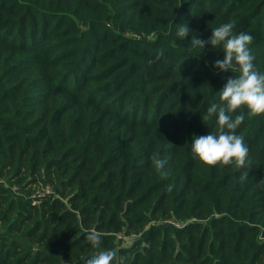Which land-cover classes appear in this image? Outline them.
<instances>
[{
	"label": "trees",
	"instance_id": "1",
	"mask_svg": "<svg viewBox=\"0 0 264 264\" xmlns=\"http://www.w3.org/2000/svg\"><path fill=\"white\" fill-rule=\"evenodd\" d=\"M229 22L264 74V0H0V264H264V114H232L248 176L191 151L239 73L189 42Z\"/></svg>",
	"mask_w": 264,
	"mask_h": 264
},
{
	"label": "clouds",
	"instance_id": "2",
	"mask_svg": "<svg viewBox=\"0 0 264 264\" xmlns=\"http://www.w3.org/2000/svg\"><path fill=\"white\" fill-rule=\"evenodd\" d=\"M234 27V23H225L212 30L209 40L203 41L193 35L189 42L193 47L201 50L205 45H210L213 49L222 47L223 59L215 61L214 69L219 72L239 73L237 77L231 76L219 92L221 102L213 103L207 109L209 116L213 114L217 116L218 133L194 137L191 151L193 156L205 166L214 168L217 165L224 167L234 164L237 169L244 170V175L248 176L249 149L243 137L236 134L245 117L243 114H237L233 118L232 114L242 108H246L248 115L252 117L264 114V74L255 69V57L249 48L253 37L244 31L234 34ZM177 29V36L181 41L191 31L186 22L177 26ZM152 161L155 169L164 175L162 170L166 161L157 155H153ZM260 183H264V180ZM86 239L92 247L100 248L99 232L90 231ZM115 257V251L101 250L98 254L84 259L83 264H112ZM120 264H123V260Z\"/></svg>",
	"mask_w": 264,
	"mask_h": 264
},
{
	"label": "rangeland",
	"instance_id": "3",
	"mask_svg": "<svg viewBox=\"0 0 264 264\" xmlns=\"http://www.w3.org/2000/svg\"><path fill=\"white\" fill-rule=\"evenodd\" d=\"M40 191H41V189H34V193L35 194H37L38 192L40 193ZM135 238H136L135 235H131L129 237H124V238H122L121 245L123 247H129L133 243V241L135 240Z\"/></svg>",
	"mask_w": 264,
	"mask_h": 264
},
{
	"label": "built area",
	"instance_id": "4",
	"mask_svg": "<svg viewBox=\"0 0 264 264\" xmlns=\"http://www.w3.org/2000/svg\"><path fill=\"white\" fill-rule=\"evenodd\" d=\"M50 193H51V189L49 187H45V188L41 189L40 193L38 192L36 195H33L32 199H35V197L40 198V197H42L44 195H48ZM173 225L177 226L176 224H173ZM118 238H122V236L119 235Z\"/></svg>",
	"mask_w": 264,
	"mask_h": 264
},
{
	"label": "water",
	"instance_id": "5",
	"mask_svg": "<svg viewBox=\"0 0 264 264\" xmlns=\"http://www.w3.org/2000/svg\"><path fill=\"white\" fill-rule=\"evenodd\" d=\"M86 257L81 258L80 260H84Z\"/></svg>",
	"mask_w": 264,
	"mask_h": 264
}]
</instances>
